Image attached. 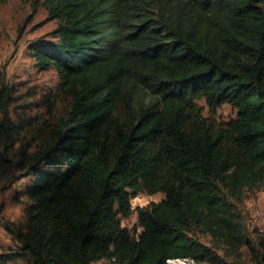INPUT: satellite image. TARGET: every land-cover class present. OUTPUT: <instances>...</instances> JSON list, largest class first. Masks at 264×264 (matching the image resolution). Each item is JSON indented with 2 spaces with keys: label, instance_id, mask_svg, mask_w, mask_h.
Segmentation results:
<instances>
[{
  "label": "trees",
  "instance_id": "trees-1",
  "mask_svg": "<svg viewBox=\"0 0 264 264\" xmlns=\"http://www.w3.org/2000/svg\"><path fill=\"white\" fill-rule=\"evenodd\" d=\"M24 1L57 21L53 40L30 50L71 108L49 147L21 155L31 176L21 254L31 264H213L198 232L264 264V236L245 241L224 196L264 182V0ZM223 105L234 120L215 118ZM134 213L136 238L121 225Z\"/></svg>",
  "mask_w": 264,
  "mask_h": 264
},
{
  "label": "rangeland",
  "instance_id": "rangeland-1",
  "mask_svg": "<svg viewBox=\"0 0 264 264\" xmlns=\"http://www.w3.org/2000/svg\"><path fill=\"white\" fill-rule=\"evenodd\" d=\"M57 21L49 18L41 2L0 0V124L6 133L0 137V153L6 160L0 164V264H31L27 254H21L17 231H25L26 208L31 203L24 191L31 179L27 167L22 168L23 153L32 155L53 143V133L64 129L71 100L59 88L53 70L40 71L32 57L30 46L38 41H52L51 32ZM50 100V107L46 106ZM54 101H56L54 103ZM204 116H209L204 100L197 101ZM237 112L228 105L216 110L215 118L229 122ZM231 203L242 236L255 246L264 236V182L247 188L241 200L224 190ZM164 194H142L131 200L132 207L157 203ZM132 238L140 227L137 214L121 220ZM195 239L212 252L213 264H255L246 245L233 252L218 241L201 233ZM110 257L92 264H114ZM187 264V263H186ZM188 264L195 263L188 260Z\"/></svg>",
  "mask_w": 264,
  "mask_h": 264
},
{
  "label": "bare ground",
  "instance_id": "bare-ground-1",
  "mask_svg": "<svg viewBox=\"0 0 264 264\" xmlns=\"http://www.w3.org/2000/svg\"><path fill=\"white\" fill-rule=\"evenodd\" d=\"M188 264V262L187 261H184V260H174L173 262H172V264Z\"/></svg>",
  "mask_w": 264,
  "mask_h": 264
},
{
  "label": "built area",
  "instance_id": "built-area-1",
  "mask_svg": "<svg viewBox=\"0 0 264 264\" xmlns=\"http://www.w3.org/2000/svg\"><path fill=\"white\" fill-rule=\"evenodd\" d=\"M173 261H174V260H169L168 263H169V264H172ZM186 261L188 262V260H186Z\"/></svg>",
  "mask_w": 264,
  "mask_h": 264
},
{
  "label": "water",
  "instance_id": "water-1",
  "mask_svg": "<svg viewBox=\"0 0 264 264\" xmlns=\"http://www.w3.org/2000/svg\"><path fill=\"white\" fill-rule=\"evenodd\" d=\"M184 261H186V259Z\"/></svg>",
  "mask_w": 264,
  "mask_h": 264
}]
</instances>
